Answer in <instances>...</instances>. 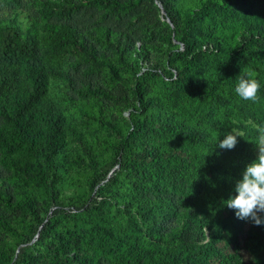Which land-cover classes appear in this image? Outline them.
Wrapping results in <instances>:
<instances>
[{"label":"trees","instance_id":"1","mask_svg":"<svg viewBox=\"0 0 264 264\" xmlns=\"http://www.w3.org/2000/svg\"><path fill=\"white\" fill-rule=\"evenodd\" d=\"M147 3L167 28L169 64L146 67L141 64L146 52L141 59L127 50L116 63L103 59L124 91L117 100L124 102L132 91L138 107L126 131L96 116L102 127L115 129L112 149L119 168L100 188L102 200L82 210L73 205L75 211L56 202L63 171L74 163L94 167L97 157L90 147L84 154L68 152L69 140H80L81 131L61 109L68 92L61 96L52 83L62 81L63 90L71 87L79 95L107 93L78 86L68 68L53 62L57 51L40 31L25 30L14 17L1 20L0 164L7 167L15 194L0 171V206L24 219L14 225L0 211V232L17 239L14 246L0 239V264H264V226L237 218L224 204L256 159L251 120L264 125V0L83 1L119 21ZM48 8L42 7L45 14ZM60 31L66 40L58 47L79 39L70 25ZM242 70L256 73L257 103L235 93ZM233 128L244 136L237 137L234 149L219 148ZM103 178L97 175L96 182ZM40 199L57 206L47 220ZM111 207L126 219L124 227L112 224L106 212ZM180 208L189 217L166 231L164 222ZM71 220L76 221L65 225ZM32 222L42 225L36 244L49 245L19 249L14 260Z\"/></svg>","mask_w":264,"mask_h":264},{"label":"rangeland","instance_id":"2","mask_svg":"<svg viewBox=\"0 0 264 264\" xmlns=\"http://www.w3.org/2000/svg\"><path fill=\"white\" fill-rule=\"evenodd\" d=\"M84 0H14L11 2L0 1V22L6 18H16L20 25L25 29H35L46 36L51 50L57 52L54 54V63L60 67L69 69L71 75L75 78L78 86L102 88L106 96H91L75 93L71 87L63 86L59 80L52 83V90L61 89V96L64 92H68L70 99L61 98V109L63 110L65 119L74 123L79 131H81V139H70L67 146L71 155L76 153H86V148L90 147L96 154V162L94 167H85L79 164H72L63 171L60 183V198L56 201L62 203L60 209L75 211L73 205L82 207L89 204H96L102 200L103 194L100 188L106 187L110 177L114 171L119 168L117 163L118 156L112 149V144L116 141L117 135L115 129H107L102 127L99 118L106 116L112 119L114 123H119L126 131L128 123L132 120V113L138 107L136 97L132 91L124 102L117 100L120 94H124L122 87L113 80V76L103 66V59H108L113 63L119 60L120 52L127 50L128 52H137L140 58L147 53V57L141 61L146 67H156L157 65L166 66L169 64L170 42L167 38V28L157 20L155 10L150 4H145L137 9L131 10L122 16L121 20L107 18L104 10L91 8L83 4ZM49 6L47 14L43 12L44 5ZM71 10L72 14L68 15L61 12L60 9ZM2 20V21H1ZM3 23V22H2ZM70 25L78 32L79 39L76 41L72 38L68 39L65 46L58 47L63 44L66 38L60 31V27ZM56 35V39L55 36ZM135 87V84H133ZM64 91V92H63ZM63 92V93H62ZM101 109L103 112H101ZM257 123L256 120H251ZM244 136V132L236 128ZM257 154V149L255 151ZM1 155V150H0ZM1 181H3L14 193V184L8 178V169L0 164ZM101 175L104 178L100 182H96V176ZM15 194V193H14ZM107 195L111 196V193ZM55 203L45 206L40 199L39 209L48 219L52 211L56 209ZM106 211L113 225L125 226V218L122 214H118V210L114 207ZM0 211L11 217L14 225H18L20 219L24 216H17L16 213L8 210L5 206H0ZM173 214L167 219L165 230H171L177 227L181 221L189 217L183 208L174 209ZM28 218V217H27ZM100 221V217H93ZM76 220H71L65 225H72ZM83 220H78V223ZM25 231L26 242L17 246L15 252L16 260L20 250L26 247L41 248L49 245L47 242L36 244L39 239V231L42 225L32 222L27 225ZM63 226V224H62ZM264 226V225H263ZM0 239L5 240L10 245L16 244L17 239L14 235L0 232ZM20 249V250H19ZM244 256L246 251L242 250Z\"/></svg>","mask_w":264,"mask_h":264},{"label":"clouds","instance_id":"3","mask_svg":"<svg viewBox=\"0 0 264 264\" xmlns=\"http://www.w3.org/2000/svg\"><path fill=\"white\" fill-rule=\"evenodd\" d=\"M260 88V82L252 70H242L237 77L235 93L243 101L257 103L260 99ZM253 127L257 133L254 142L257 149L256 159L247 164L242 178L236 181L234 194L224 204L235 210L237 218L260 226L264 225V125L254 124ZM237 137H242V133L233 128L219 141L218 147L234 149L238 143Z\"/></svg>","mask_w":264,"mask_h":264},{"label":"water","instance_id":"4","mask_svg":"<svg viewBox=\"0 0 264 264\" xmlns=\"http://www.w3.org/2000/svg\"><path fill=\"white\" fill-rule=\"evenodd\" d=\"M157 3L159 4V6H161L163 12L165 13V11H164V9H163V4H162V2L158 1ZM168 21H170L169 18H168Z\"/></svg>","mask_w":264,"mask_h":264}]
</instances>
